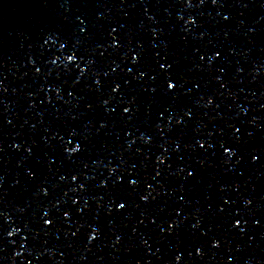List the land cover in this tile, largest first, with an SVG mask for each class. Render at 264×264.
Listing matches in <instances>:
<instances>
[{
    "label": "water",
    "instance_id": "95a60500",
    "mask_svg": "<svg viewBox=\"0 0 264 264\" xmlns=\"http://www.w3.org/2000/svg\"><path fill=\"white\" fill-rule=\"evenodd\" d=\"M0 264H264V0H0Z\"/></svg>",
    "mask_w": 264,
    "mask_h": 264
}]
</instances>
